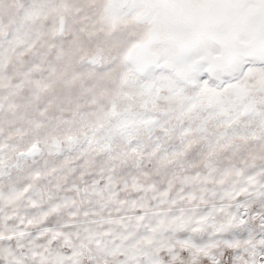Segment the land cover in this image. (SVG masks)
Segmentation results:
<instances>
[{"label":"rangeland","instance_id":"1","mask_svg":"<svg viewBox=\"0 0 264 264\" xmlns=\"http://www.w3.org/2000/svg\"><path fill=\"white\" fill-rule=\"evenodd\" d=\"M175 1L0 0V264H264V0Z\"/></svg>","mask_w":264,"mask_h":264},{"label":"bare ground","instance_id":"2","mask_svg":"<svg viewBox=\"0 0 264 264\" xmlns=\"http://www.w3.org/2000/svg\"><path fill=\"white\" fill-rule=\"evenodd\" d=\"M121 5V4H120ZM171 7V3H169V2H166L165 3V8L167 9V8H170ZM172 9L176 12V14H178V15H181V14H183V12L185 11V3H184V1L183 0H177V1H175L174 2V4H173V6H172ZM170 11V10H169ZM168 11V12H169ZM165 12V11H164ZM163 12V13H164ZM174 12V13H175ZM171 14V13H170ZM166 15V14H165ZM154 16V15H153ZM232 25V24H231ZM227 30V29H226ZM169 32H170V30H169ZM174 32V31H173ZM229 33V32H228ZM173 34V33H172ZM229 35V34H228ZM194 63V64H193ZM212 63H214L213 62V60H209V59H206V58H202V57H199V58H195V59H193V61L191 62V65L193 64V65H195V67H196V69H197V65H198V67L200 68V70L201 69H207L208 67H209V65H211ZM147 64V63H146ZM192 65V66H193ZM191 67V66H190ZM211 67V66H210ZM199 68L197 69V70H195V71H198L199 70ZM209 69V68H208ZM207 69V70H208ZM203 71V70H202ZM191 72V71H190Z\"/></svg>","mask_w":264,"mask_h":264}]
</instances>
